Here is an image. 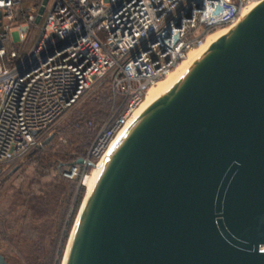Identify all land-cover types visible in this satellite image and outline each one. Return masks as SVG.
<instances>
[{
	"label": "water",
	"instance_id": "95a60500",
	"mask_svg": "<svg viewBox=\"0 0 264 264\" xmlns=\"http://www.w3.org/2000/svg\"><path fill=\"white\" fill-rule=\"evenodd\" d=\"M246 13L117 135L62 264H264V0Z\"/></svg>",
	"mask_w": 264,
	"mask_h": 264
},
{
	"label": "built area",
	"instance_id": "2783aa9c",
	"mask_svg": "<svg viewBox=\"0 0 264 264\" xmlns=\"http://www.w3.org/2000/svg\"><path fill=\"white\" fill-rule=\"evenodd\" d=\"M260 0H0V167L41 144L56 120L103 82L121 95L80 163L82 183L133 117L146 88L209 32L230 29ZM33 40L18 57L13 48ZM1 170V169H0Z\"/></svg>",
	"mask_w": 264,
	"mask_h": 264
},
{
	"label": "rangeland",
	"instance_id": "374dc122",
	"mask_svg": "<svg viewBox=\"0 0 264 264\" xmlns=\"http://www.w3.org/2000/svg\"><path fill=\"white\" fill-rule=\"evenodd\" d=\"M98 88L56 120L48 134L52 140L56 133L51 145L44 146L51 141H45L46 135L41 144L0 167V254L10 264H60L84 186L60 178L55 163L57 159L69 160L92 141L91 130L71 125L79 115L90 117L94 124L100 122L110 106L107 92L97 95ZM34 148L32 158L29 155ZM77 186L83 190L78 201Z\"/></svg>",
	"mask_w": 264,
	"mask_h": 264
},
{
	"label": "bare ground",
	"instance_id": "6f19581e",
	"mask_svg": "<svg viewBox=\"0 0 264 264\" xmlns=\"http://www.w3.org/2000/svg\"><path fill=\"white\" fill-rule=\"evenodd\" d=\"M255 5V4H254ZM254 5H251L249 7H247L246 9H244L243 11V16L247 15V11L252 8ZM229 30V29H228ZM227 29H221L219 31H216L215 33H212L210 36H206L204 39V42H202L200 44V46H198L196 49H189L187 54L185 55V57L183 59H181V63L178 62L174 68L172 70H170L169 72H167L164 76V79H159L156 82L152 83L151 85H149L146 88V92L145 95L142 99V101L140 102L139 106L136 108V110L134 111L133 117H131V119H129V121L127 122V124L117 133V135L128 125L131 123L132 119L139 114L142 110L145 109L146 106H148L149 103H151L153 100H155L156 98H158L163 92H165L167 90V88H169L171 85L174 84V82L176 80H179L183 74L189 69V66L195 61L196 58L200 57L203 52L208 48V46L214 42L219 36L225 34L226 32H228ZM193 49V50H192ZM180 63V64H179ZM116 135V136H117ZM101 162L99 164L96 165H91V167L89 168L90 170H88V172L85 174V176L82 178V184L84 186V194L82 197V201L81 204L85 198V194L88 191V188L90 187L91 183L93 182L92 180L94 179V177L96 176L99 168L101 167ZM80 204V207H81ZM79 207V209H80ZM79 213V210L77 211V214ZM77 218V217H76ZM76 220V219H75ZM75 222V221H74ZM74 225V223H73ZM74 226H72V230H73ZM71 230V232H72ZM70 232V234H71ZM70 234L68 236V239L70 237ZM68 239L66 244L68 245ZM67 245L65 246L64 252L62 254L61 257V262L60 264L63 263L64 260V254L67 248Z\"/></svg>",
	"mask_w": 264,
	"mask_h": 264
},
{
	"label": "trees",
	"instance_id": "16d2710c",
	"mask_svg": "<svg viewBox=\"0 0 264 264\" xmlns=\"http://www.w3.org/2000/svg\"><path fill=\"white\" fill-rule=\"evenodd\" d=\"M209 33H211V32H209ZM33 37H34V29L31 28V29H29V31L27 33V37H26V39L24 40V42L22 44L17 45V46H13V47L11 45H8L7 46V49L9 50L10 48H13V50H15L17 52V54H18V57L16 58V60H17L19 57H21L24 54V52L27 51L28 47L30 46V44H31V42L33 40ZM195 47H197V46H195ZM103 90L107 92V95H108V103H109V106L110 107H109L108 111L101 117L100 122L97 123V124H94V121L90 117L83 116V115H79V116H77V118H75L74 120H72V125L71 126H73L76 129L77 128L78 129H84V130L89 129V130H91V132L93 134L92 136H94L96 134V132L98 131V129L101 127L102 123H104L105 120L107 119V117L113 111H115L118 103L121 100V95H119L116 92L114 93L113 91H111L110 86H109L108 83L103 82L99 86V88L97 90L98 93H96V94L98 95L100 93V91H103ZM55 136H56V133L54 132L53 139L52 140L50 139L51 141H49L48 143H44V146L51 145L52 141L55 139ZM94 137H92V138H94ZM90 142H89V144H90ZM88 145H87V147H88ZM34 150H37V148H34L30 152L31 154L29 155L32 158L36 155V152H34ZM86 150H87V148L84 149L83 151H80V152L76 153L75 155H72V157L69 160H66V161H61L59 159L56 160L55 168H56V172H57V174L59 175L60 178H62V177L60 176L59 171L62 168V166L66 165V164H70L72 162H75L77 159H82V158L86 157V155H87V151ZM62 179L71 182V184L78 183L74 179L73 180H68V179H65V178H62ZM77 187H78V195H77L78 196L77 201H78L81 193H83V190H82V187L81 186H77ZM68 226H69V223H68ZM3 258H4V256H3ZM5 260H6V258H5Z\"/></svg>",
	"mask_w": 264,
	"mask_h": 264
}]
</instances>
